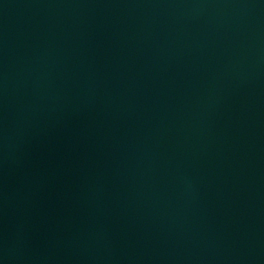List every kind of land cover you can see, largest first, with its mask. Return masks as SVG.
<instances>
[{
	"label": "water",
	"instance_id": "obj_1",
	"mask_svg": "<svg viewBox=\"0 0 264 264\" xmlns=\"http://www.w3.org/2000/svg\"><path fill=\"white\" fill-rule=\"evenodd\" d=\"M0 264H264V0H0Z\"/></svg>",
	"mask_w": 264,
	"mask_h": 264
}]
</instances>
